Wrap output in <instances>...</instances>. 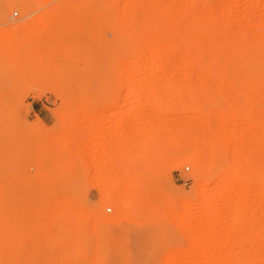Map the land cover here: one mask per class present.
I'll return each mask as SVG.
<instances>
[{
	"label": "rangeland",
	"instance_id": "1",
	"mask_svg": "<svg viewBox=\"0 0 264 264\" xmlns=\"http://www.w3.org/2000/svg\"><path fill=\"white\" fill-rule=\"evenodd\" d=\"M161 1V4L164 1L163 6L171 9L175 0ZM221 1L223 0H204V3L206 8L210 9ZM230 1L229 3L233 2L232 5L240 6L246 0ZM263 1L257 0L260 5L264 4ZM123 2L122 0H0V264H61L60 260L57 262L49 260L50 256L46 255L47 249L51 250L49 253L51 258L52 254L56 256L58 250L61 261L75 256L76 264H179V258L182 264H200L201 259L208 264L226 261L246 264L247 262L244 263L243 260L252 259L263 261L264 235L255 238L257 237L254 236L255 231L253 232L250 227L242 229L236 227L238 219L230 215L228 211L230 202L227 199L220 200L217 204V207L223 209L219 230L216 224L211 226H216V229L208 228L209 232L213 231L215 234L218 230L213 238L215 241L199 242L200 245L206 246L208 252L202 255L198 249H190L189 235L199 230L193 228L195 233L193 230L190 232L193 227L191 225L185 231L177 227L169 215L171 212L182 214L183 196H188L195 206L203 203L192 198L199 184L197 169L192 164L177 163L173 157L168 156L170 154H167L168 157L165 156L166 159L162 158L163 161L160 158L157 181L153 183L154 185H150L151 191L154 188L152 194L157 197L159 195L157 212L150 206L147 214L139 219L126 220L121 217L115 222L101 219L102 216L109 219L115 217L116 204H107L105 198L103 203L101 193L105 186L99 180L100 177H95V170L97 169L101 176L113 175L122 168L127 169L129 166L126 163L127 157H131L128 161L132 160L133 156H137V159L142 161L149 158L146 154L144 155L146 158L142 159L146 152L144 149H149V145L133 136L140 128V126L136 127L138 123L146 122L145 117L149 116L147 122L164 117L165 114L168 115V119L180 113L179 117L195 118L199 114L212 116L215 114L214 111L219 115V111L228 112L232 108L229 104L231 100L227 103L223 102L225 94L220 98L221 95L218 96V92H214L210 93L213 94L212 96L208 95L213 98L212 108L208 103L210 101L206 100L208 98L201 102L198 108L200 111L207 110L203 107L204 102H207L209 104L207 106H210L208 114V110L200 113L197 108L198 112L195 108L188 109L191 106L186 104L190 105L192 102L189 103L187 100L184 104L181 100V97H184L182 95L185 87L184 81L181 85L180 82H175L181 79L174 80L173 75L178 73L177 70H172L173 72H170L172 74H165L168 75L165 81L164 77L156 72L145 71L140 74L150 82L160 77L163 79L162 91H154L148 102L145 93L138 94L134 90L135 85H126L125 80H130L127 78L135 76L139 71L140 65L132 66V64L136 63L133 59L143 49L137 39L131 37L129 32L126 33L127 29L121 22L127 12L124 11ZM240 2L242 3L239 5ZM175 7L177 8L176 5ZM241 9L244 11L243 8ZM254 9L257 10L255 6L252 11L256 15L255 18L261 19L264 12L256 13ZM235 10L233 15H238L239 12ZM218 12L221 14L220 10ZM61 16H65L66 19L69 17V20L67 19L68 21L63 24L61 22L66 19ZM174 16L176 15L171 16L173 17L171 24L176 21ZM56 18L61 20L59 27L66 26L64 28L66 34L64 31L61 32L65 36L61 34L64 37L59 38L62 41L56 39L58 41L56 42L53 39L49 42L50 38L47 41L48 47L45 48L47 44L44 46L36 44L41 48L40 50L37 46L35 48L34 42L40 40V27L54 25L53 19ZM72 20L76 22L72 24ZM20 25H26V31L30 32H27L26 38L20 35L22 46L24 42L29 41V47L24 46L30 50L26 56H18L14 51L18 48L19 40L13 37L12 32L14 27ZM182 26L184 28V24ZM82 33H84L83 38L78 39L79 34L82 36ZM146 35L143 44L149 41V33ZM11 38L16 39L17 42H13ZM41 49H47L46 55ZM39 54H43L42 58ZM147 66L149 68L148 64ZM214 89L218 90L216 86ZM195 104L196 107L198 104ZM222 105L226 108L223 109ZM193 110L196 112H192ZM216 114L214 119L216 118L217 121L220 117L217 119ZM232 118L235 123H240L241 120L244 122V119H240L238 115L236 117L233 115ZM230 120L234 123L231 118ZM81 126L86 130L82 128L81 131ZM234 126L232 124L231 127ZM125 128L128 131L124 132ZM136 128L137 130H133L132 134L131 130ZM77 129L81 132L79 133ZM236 129L234 127L233 130ZM68 130L77 137L79 134L85 136L80 135L78 137L80 141L76 143L77 137L75 136L76 140L72 138L73 135L70 136L71 131ZM66 131L69 133L67 134ZM88 131L92 132L91 136L88 135ZM69 136L71 139L68 140ZM127 139L134 143L137 141V145L130 144L133 149L130 153H133V156L127 152L129 149H125L126 144L123 140ZM84 140H86V151L85 147L84 150L81 148ZM76 144L81 145L80 148ZM134 148H137L136 153ZM140 149L144 152L140 154L141 156L137 155ZM137 159L132 160L136 162L132 165L137 166L139 162L140 173L131 165L132 168L141 177L143 175L142 178L150 180L152 169L150 164L147 165L149 159L144 161L146 168L145 165L142 168L144 162L142 164V161ZM232 162L231 158L227 160L228 169L232 167ZM126 164L127 166H124ZM142 169L146 171H142L141 174ZM262 170L264 173L263 166ZM261 180L260 186L264 188V176ZM247 181L256 186L258 180L252 176ZM213 186L215 185L211 182L206 197ZM57 204L59 206L65 204L69 212L64 211L65 205L62 211L65 215L66 212L68 215L73 214V217L69 215L70 218L63 219L65 215L60 214L59 218L42 221V218L49 217V212L57 211ZM204 208L202 207L201 210ZM59 210L61 211V207ZM92 210L95 213L93 217ZM245 218L250 220L251 213ZM195 220L201 222L203 219L197 214ZM44 221L47 229H44L45 233H40L52 238L50 243L39 239L41 235L38 237L37 226L39 223L45 224ZM207 237L211 238L208 235ZM228 237L230 243L226 242ZM258 243L261 249L257 247ZM218 247L224 249L221 254H217ZM235 247H239V251ZM233 248L238 252L237 254L232 250ZM256 248L260 249L259 253ZM24 250L29 252V257L21 253Z\"/></svg>",
	"mask_w": 264,
	"mask_h": 264
},
{
	"label": "bare ground",
	"instance_id": "2",
	"mask_svg": "<svg viewBox=\"0 0 264 264\" xmlns=\"http://www.w3.org/2000/svg\"><path fill=\"white\" fill-rule=\"evenodd\" d=\"M160 1L122 0V5L125 6L124 11L126 10L127 12L125 13V15H123L124 18L121 19V22L127 29L126 33L129 32V35L131 37L137 39L139 44L142 45L143 49L135 56V59H133L136 63L132 64V66L140 65L139 71L135 76L127 78L130 80H125L126 85H135L134 90H136L138 94H142V92L145 93L147 99L146 102H148V99H150V97L152 96L151 94L155 93L154 91H162L164 84L163 79L165 81V77L168 78V75L165 74L177 70L176 72H178L179 74L176 73L177 76L173 75L175 76V78H173L174 80L181 79L175 81L180 82V85L181 82L184 81L183 86L185 87L184 94L182 95L184 97H181V100L184 101V104L187 103V100L189 103H193H191L190 105L186 104V106H191L190 108L188 107V109L195 108V110L198 112L200 103L205 101L206 98H208L206 99L207 101H210L208 103H210V106L212 108V103L214 105V102L212 100L213 98L211 99V97L209 96L211 95L210 93L214 92H218V96L221 95L220 98H222V95L225 94L223 96V102L225 101L224 103H227V101L231 100L229 104H231L232 108H230V111L227 110L228 112L219 111V115H217L216 111H214L217 119L218 117H220L217 121L216 118L214 119L215 114L212 116L202 114V116L198 113L199 116L197 115V117L195 118H185V116H183V118L178 116L181 113H177L178 115L176 116V114H174L172 111L171 112L175 115H173L172 117H170L171 115L169 116L172 119H168V115L165 114L166 117L164 115V117L161 116L162 118L158 117L157 119H151V121L149 120L147 122V118L149 116L145 117V121L147 122V124H145L146 122H141L142 124L138 123L136 127L139 128L140 126V128L138 130L137 128L132 129L131 133L133 132V130H137L135 132V135H133L134 138L136 137V139L141 140L149 145V149H146L144 147V150L147 153L142 152L143 150L140 149L138 150L137 155L144 153V156L147 154L146 157L148 156L149 158H146L144 156L142 157V159H149V162L152 163L151 165V163H149L148 161V163L146 162L147 165L150 164V167L152 169V176L150 175V180H145L144 178H142L143 175L141 177L140 174H137L135 169L132 168V163H134L132 162V160H135L138 157H135L132 155L133 153H130L133 150L130 144L133 145L136 143L137 145V141L135 140L136 142L134 143L130 142V140L128 139L123 140L126 144V146L123 144V146L126 147L125 149L131 150H127V152L130 153L133 158L135 157V159L132 158V160H130L131 162L128 161V159H131V157H127L126 162L125 157L128 155L123 158L129 165V169L128 167L127 169L119 168L120 170H118L113 175H104L106 177L101 176L102 174L97 169L94 173L96 178L100 177L99 180H101V182H103V185L105 186L103 193H101L103 197L100 198H105L106 202H108L107 204H116L115 217L109 219L105 216H102L101 219L112 222L118 221V219L121 217L126 220L139 219V217H141L142 215L147 214V209L148 207L150 208V206H152L154 211L157 212L159 208V202L157 198L159 197V195L157 197L152 194L154 188H152L151 191L150 187L152 186L150 185H154L153 183L157 181V173L160 169V165H158V163H161L159 162L161 161L160 158L162 159L167 156V154H170L168 156L173 157V159L177 163L192 164L197 169V179L199 180V184L195 191V195L192 198L197 199L199 202L201 201V203H203L199 206H195V204L188 199V196H183L181 198L182 214L171 212V215H169V217L173 219V222H175L174 224L177 225V227L179 226V228L183 230L185 229V231L191 225L193 227L190 229V232L191 230H193L194 232H192L195 233V230L193 228H195L196 231L197 229L199 230V232L197 231L195 234L189 232L190 235H188L190 238L187 237V239H191L190 249H198V251L203 255L208 251L206 246L200 245L199 242H202L204 240L215 241V239L213 238H215L214 236H216L219 230L218 228L221 226L220 221L222 219L223 209L222 207H217V204L220 200L227 199L230 202L228 211H230V215L238 219L235 225L236 227L240 229L250 227L253 232L255 231L256 235L254 236H257L255 238L262 237L264 235V188L260 186V184L262 185L263 182L261 179L264 176L262 170V166L264 167V16L261 17V19H257L258 17L255 18L256 15L252 13L254 6L257 10H259L257 11L254 9V12H264V4L260 5L257 0H255L257 3L254 0H246L243 2V4H241L242 2H240V6H237V4L236 6L233 4V6V2H231L232 0H223L219 4H216L213 7L211 6V8L208 9L206 8L204 0H175L174 2L177 3L174 4L173 2V7H170L171 9H177L176 11L173 9L176 12L173 13L174 15H176L174 16L176 17V21L175 23L171 24V19H173V17H171L173 16V10L169 9V7L163 6V0V2L161 1L162 4L160 3ZM229 1L231 3H229ZM14 3L12 4L14 5ZM175 5L177 6V8L175 7ZM241 8H243L244 11H242ZM116 9H118V7H116ZM235 9H237V12H239V14H234V16L233 13L236 12ZM219 10L221 11V14L218 12ZM157 15L159 16L156 17ZM61 17L66 19L65 16ZM67 19L69 20V17ZM67 19L65 21L62 19L64 22L61 23L64 24L66 21H68ZM53 21L55 22L54 25H45L40 27V40L39 38L38 42H34L35 39L33 40V42L35 43V48L38 44H41L42 46H44V44H47V46H45L46 48L48 47L49 42L53 39H57L60 42L62 41L60 39L64 34L61 32L64 31L65 33L66 29L64 28L66 26L59 27L61 25L59 22L61 20L59 18H56L55 20L53 19ZM72 21V24L76 22L74 20ZM183 24L184 28L182 26ZM26 25L16 26L14 27V31L12 32L13 37L19 40L17 43L18 48L14 50L15 54L18 56H26L30 53V50H28L27 47H24L29 45V41L24 42V46H22V43L20 42L22 39V37L20 38V35H24L23 38H26V35H28L27 32H29V30L26 31ZM62 28L64 30H61ZM146 33H149V41L143 44V38H145ZM61 34L63 35L61 36ZM79 36L80 37L78 39H82L84 33H82V36L79 34ZM12 39L13 38H11V40ZM16 39H13L12 41L14 42L16 41ZM48 40L49 42L47 43ZM57 40L56 42H58ZM40 46H37V49L40 50ZM32 47H34V45H32ZM46 50L41 49L42 53H44L45 55L47 52ZM39 55L41 57V55L43 54ZM147 64L149 65V68H147ZM145 71H151L150 73H159L161 74V77L164 78L162 79L160 77L155 81L150 82L148 79L142 78L140 76V74L145 73ZM215 86L218 88V90L214 89ZM177 92L175 93L177 94ZM194 101L197 102L198 105L195 104ZM204 103L206 106L209 105L207 102ZM194 104L197 106L195 107ZM205 105L203 107L207 108L208 112L206 109L203 111H199L200 113L205 111L208 114L210 106L205 107ZM222 108L225 109L226 107H223L222 105ZM202 109L203 108H201V110ZM196 111L193 110L192 112ZM233 115H235V117L236 115L240 116V119H244V122L241 120L240 123H235L233 121L234 118H232ZM230 118L234 123H231ZM232 124L235 125L234 127L235 129L237 128L236 130H233L234 127H231ZM82 126L80 129L84 128ZM239 129L243 131L240 132ZM125 130H127V128L123 129L124 132H126ZM81 131H83V129ZM81 131L79 130L78 132L80 133ZM69 132L66 131L67 134ZM75 133H77V131ZM91 133L89 132L88 135L91 136ZM74 134H72L71 131V134L69 135H73L74 137L72 136V138L75 139L76 134ZM80 135L81 134H79V136ZM70 136L68 137V140ZM78 137L76 138L78 140L75 139L76 141L73 139L76 143L77 141H80V138ZM93 138L94 137H92V139ZM74 141L73 143L75 145ZM85 141L86 140H84L83 142ZM82 143V146H77V144L76 146H81V148L84 150L83 147L86 146V142L84 144ZM86 150L87 147H85V151ZM134 151V153H136L137 148ZM167 157H165L164 159H166ZM229 158H231L233 161L231 163L232 167L230 169H228L227 166V160ZM164 159H162V161ZM137 160L140 161L141 159ZM146 160H141L142 164ZM127 164L124 166H127ZM139 164L140 163L138 162V164H136L137 166L133 167L137 168L138 170L140 169V166H138ZM147 165L144 162L142 168H146ZM130 167L131 169H133V171L130 169ZM142 171L146 170L142 169L141 174ZM146 176L148 177V175ZM252 176H254V178L256 177L258 180L256 186H254L255 184L253 185L251 184V182L247 181V179ZM211 182H213L215 186H213V189H210L208 197H206L208 192L207 189L209 188ZM155 190H157V188ZM251 190L254 195H252ZM149 191H151V193H149ZM248 192L251 193L248 194ZM250 196L255 197L251 198ZM105 199L103 200V203ZM254 200H256L255 204L253 202ZM57 205V211H60V207V212H63L62 210H64V208L66 209L64 211H68L65 204V206L63 204L60 206L59 204ZM196 207H198L199 209ZM202 207L205 208L201 210ZM57 211L49 212V217L46 216L43 219L42 216L40 218H42L43 221L49 218L52 219L54 217L59 218L60 214L65 215V212L58 213ZM248 213H251L250 220H247L245 218ZM94 214L95 213L92 210V217L94 216ZM197 214L201 215L203 219L201 222H196L198 221L195 220V215ZM69 215L73 217V214L70 213ZM69 215L66 212V215L65 217H63V219L70 218ZM62 216L63 215H61V217ZM66 216L68 217L66 218ZM29 222H31V220ZM213 224H216L218 229L216 234L213 231L209 232L210 229H208H214L216 226H213L214 228L211 227ZM194 225H196V227ZM30 226L31 225H29V227ZM46 227V223H39V225L37 226L38 237L41 235L39 239L50 243L52 242V238L48 237V235L46 234H41L45 233L44 229H47ZM206 229L210 234H208ZM207 235L211 238L207 237ZM229 240L230 238L228 237V240H226V242L230 243ZM221 247L217 248V254H221L222 251H224V249ZM257 247L259 248L260 244L259 246L257 245ZM235 248H237L236 250L238 251L240 249L239 247ZM258 248H256L257 253H259L261 247L260 249ZM232 250L235 249L233 248ZM236 250L235 252L237 254L238 252ZM50 252L51 250L47 249L46 255L50 256L51 258V255H49ZM21 253L25 257H29V252L27 250H24ZM52 255V258H49V260H53L55 262L60 260V262H62L61 264H76L75 256H70L67 259H64V261L67 260L66 262H64L63 260L61 261V256L58 250L56 252V256L54 254ZM247 256H249V253L247 254ZM259 259H261L260 255ZM243 261L244 263L247 262L246 264H264V260L255 261L252 259L250 261ZM178 262L179 264H182L181 258L178 259ZM200 264L208 263H206L204 259H201ZM210 264L234 263H232L231 261H226L214 262Z\"/></svg>",
	"mask_w": 264,
	"mask_h": 264
},
{
	"label": "built area",
	"instance_id": "3",
	"mask_svg": "<svg viewBox=\"0 0 264 264\" xmlns=\"http://www.w3.org/2000/svg\"><path fill=\"white\" fill-rule=\"evenodd\" d=\"M186 185H187V183H186Z\"/></svg>",
	"mask_w": 264,
	"mask_h": 264
}]
</instances>
